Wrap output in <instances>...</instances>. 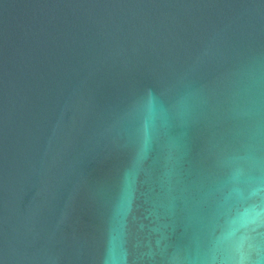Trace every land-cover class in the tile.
Masks as SVG:
<instances>
[{"label": "water", "instance_id": "95a60500", "mask_svg": "<svg viewBox=\"0 0 264 264\" xmlns=\"http://www.w3.org/2000/svg\"><path fill=\"white\" fill-rule=\"evenodd\" d=\"M241 255L264 264V0H0V264Z\"/></svg>", "mask_w": 264, "mask_h": 264}, {"label": "clouds", "instance_id": "9594fccd", "mask_svg": "<svg viewBox=\"0 0 264 264\" xmlns=\"http://www.w3.org/2000/svg\"><path fill=\"white\" fill-rule=\"evenodd\" d=\"M259 256H260V252L258 251L256 259H259ZM248 261H249L248 257L241 255L238 259L234 260L232 264H247Z\"/></svg>", "mask_w": 264, "mask_h": 264}]
</instances>
